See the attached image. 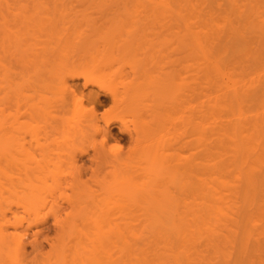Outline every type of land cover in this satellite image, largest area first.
<instances>
[{
    "label": "rangeland",
    "instance_id": "obj_1",
    "mask_svg": "<svg viewBox=\"0 0 264 264\" xmlns=\"http://www.w3.org/2000/svg\"><path fill=\"white\" fill-rule=\"evenodd\" d=\"M194 1L196 5L203 4L209 7L200 12L183 9L186 25L189 24L190 31L203 30L202 38L200 34L196 36L203 41L207 56L206 60L202 59L205 72L201 103L204 111L202 125L206 129L205 138L207 139L204 159L209 168L203 172V175L213 181L217 189L226 191L231 197L229 196V199L225 200L226 204L224 201L222 205V208L224 206V209L226 208L223 220L214 215L218 219V225L223 223L221 226L215 225L217 226L215 228L212 226L217 219L213 217L216 219L214 221L210 214L206 218H210L212 224L209 225L207 221L206 225L212 227V231L209 233L210 228L207 229L208 232L206 231L208 227L203 228L206 221L201 224L200 232L205 234L201 236L207 237L210 234V237H200L199 230L197 234L198 227H194L196 236L193 235L192 227V231L190 230L192 236H189L190 231H188L190 239H187L192 238L193 242H187L195 248H190L191 245L184 247L189 251L182 246H180L181 249L176 248L180 251L179 256L182 257L181 264H264V0ZM156 3L186 4L184 0H0V124L10 127L11 136L22 138L21 142L25 143L29 158L39 162L44 160L42 151V145L45 143L44 118L51 105L59 98V90L52 88L60 82L62 74H58L59 58H54L53 54L60 53L62 49L67 50L70 44L67 42L78 37L107 41L118 37L142 39L149 35L147 38L158 40L164 36L158 29L160 24L161 27L165 24L160 17L162 14L159 20L155 21L154 17L143 13L145 7H142ZM173 10L181 23L182 11L178 8ZM209 13L217 18L214 22L204 21ZM167 38H169L168 35ZM98 44L93 43L91 51L94 54L93 57L103 55L102 52L107 47V54L111 53L110 58H114L115 62L109 74L89 70L94 77L107 86H115L113 88L121 92L133 84L147 83L149 76L145 71L134 75L131 70L132 61L136 58L135 54L140 53L139 47H137L139 49L132 48L134 54L126 51L120 57L119 53L114 52L115 47L106 46L102 41ZM161 48L159 46L153 50L157 49L160 55ZM187 65L183 64L171 71L170 81L175 86L174 90L187 77ZM157 70L161 69L158 67ZM157 75L154 73L152 76ZM137 80L140 81L136 82ZM75 83L82 84V88L84 80L78 79ZM93 88L99 90L97 87ZM93 88L89 87L88 90ZM82 90L85 94L88 92L84 87ZM149 95L154 99L151 93ZM102 101L108 103L109 99L103 97ZM154 102L152 100L150 103L154 104ZM127 103L128 101L116 108H113L111 104L105 105L97 113L99 119L122 115L133 121L132 113L127 110ZM71 105L74 115L77 105ZM197 105H199L198 101L193 99L188 100L181 107L176 104L153 138L169 140L184 132L180 131V128L188 131L190 125L179 127L181 117L187 118ZM4 108L6 110L1 112ZM85 108L92 109L87 104ZM64 116L65 114H61V118ZM19 120L24 123L23 126H19ZM213 127L218 129L212 132L210 130ZM113 133L119 135L118 129H113ZM65 137L66 133L59 128L54 135L56 146H62ZM120 137L124 140L118 142L122 146L121 152L127 154L130 150L129 138ZM89 138L93 139L92 136ZM112 143L115 141L107 145ZM192 153L193 151L187 146L183 151L170 152L171 161L178 162L181 159L190 158ZM83 161L86 162L85 167L90 169H88L90 174L83 175V181L87 182L91 189H101V191H93L102 194V198L120 199V195L109 192L105 188L102 189L101 185H98L109 172L114 170L113 167L101 165L96 173L99 177L96 178L92 169H96L97 165L92 167L88 158H84ZM28 164L29 167H33L29 159ZM41 165V179L48 184L42 195L49 202L46 210L48 216L41 226L46 259L52 252V246L59 244L61 224L71 222L74 217L72 215H75L70 205L79 191L73 186L71 171L66 168L61 169L59 166L56 168L43 163ZM122 168V170L121 167L119 168L122 173L120 175L127 177L129 175L127 167ZM246 182L247 184H244ZM163 184L167 192L176 191L171 189L172 184L167 186L169 190L165 187L166 181ZM111 200L107 199V203ZM141 202H137L139 205L135 202L132 204L119 202L120 205L115 210H110V215L123 214V222L127 228H136L131 229L136 231L140 229L139 224L143 218L147 217L146 215L163 211L158 207L154 212L148 209V205L140 204ZM207 203L218 205L219 200ZM168 210L174 211V209ZM57 212L61 215L58 219L54 216ZM17 213L24 216L22 208H19ZM230 228L233 230L231 229L232 232L229 233ZM32 230H36L34 225ZM32 230L28 237L29 243L33 241ZM213 230L221 232V234L217 232L219 236L216 234V239L213 237ZM150 235L149 238L153 241L156 236L160 237L158 234L154 235L155 237ZM172 235L169 236L172 237ZM147 236L145 235V238ZM173 238H171L172 241L175 240L178 246L183 243L178 236ZM148 239L146 242L150 243ZM156 240L157 243L160 238ZM202 240L206 244L212 240V244L204 246L205 243L200 242ZM148 243L145 246L140 244L141 248L156 245L155 241L152 245ZM198 243L203 247L196 249ZM186 244L183 243V246ZM29 249L31 251V246ZM187 251L194 254V258L198 254V259H192L189 263L186 260L188 259Z\"/></svg>",
    "mask_w": 264,
    "mask_h": 264
},
{
    "label": "bare ground",
    "instance_id": "obj_2",
    "mask_svg": "<svg viewBox=\"0 0 264 264\" xmlns=\"http://www.w3.org/2000/svg\"><path fill=\"white\" fill-rule=\"evenodd\" d=\"M184 1L185 5L156 3L147 7L142 6L145 7L143 13L154 17L155 21L159 20L162 14L160 17L165 24L162 27L160 24L158 29L164 36L158 40L147 38L149 35L142 39L132 40L118 37L107 41L78 37L67 42L70 43L67 50L62 49L60 53L53 54L54 58H59L58 74L62 75L60 82L52 88L59 90V98L51 105V108L49 107L51 110L47 111L44 118L45 143L42 145L44 157L42 162L29 158L26 145L21 142L22 138L11 136L10 127L3 123L0 124V264H127L130 262L134 264H175L176 262L181 264L182 257L179 256L180 251L177 250L182 246L183 249L189 251L184 247L191 245L188 242H191L192 238L191 240L187 238L189 234L190 237L192 236V230H196L194 227H198V234L203 222L206 221L203 228L212 224L210 223L212 220L206 218L209 214L213 220L216 217L223 220L226 208L224 209L225 206L222 208V205L230 195L226 191L222 192L217 189L214 182L203 175V172L209 168L204 159L207 139L205 138L206 129L202 125L204 111L201 103L203 73L205 72L202 59L207 58L201 40L203 30L190 31L183 14V9L200 12L209 7L203 4L196 5L194 0ZM175 8L182 11L183 21L181 23L175 15L177 14L173 10ZM216 19L215 15L209 13L204 21L211 23ZM196 34H200L201 38ZM100 41L106 46L115 47L114 52L119 53L120 57L126 51L134 54L133 49L140 48V53L135 54L136 58L132 61L131 70L134 75L145 71L149 76L147 83L133 84L121 92L113 88L115 86H107L103 81L94 77L89 70L109 74L114 68L115 59L110 58L111 53L107 54V47L104 48L103 55L93 57L94 54L91 53L93 43L98 44ZM159 46L162 47L160 55L157 49L153 50ZM183 64H188V75L174 90L175 86L170 81L171 71ZM152 65L155 66L151 67ZM158 67L161 70H157ZM154 73L158 75L152 76ZM78 79L84 80L82 88L88 90L89 87H97L99 90L93 88L85 94L84 90L81 91L82 84L75 83ZM150 93L154 99L150 98ZM55 94L57 96V92ZM103 97L109 99V102H103ZM192 99L197 100L199 105L187 118L181 117L179 123V127L190 125V129L187 131L180 128V131L184 132L169 140L161 138L155 140L153 136L159 131L163 120L168 118L175 105L184 106L188 100ZM152 100L155 101L154 104L150 103ZM127 101V110L132 113L133 121L122 115L104 120L99 119L97 113L100 108L108 104L116 108ZM71 104L77 105L74 115L71 111ZM85 104L91 106L92 109H86ZM5 110L6 108L1 112ZM61 114L65 116L61 118ZM18 124L19 126L24 125L20 120ZM59 128L66 133L64 144L60 147L56 146L54 139ZM113 129H118L120 136H127L130 143L129 152L127 154L121 152L118 158H113L105 150L109 142L123 140L122 137L113 133ZM215 129L213 127L210 131L214 132L218 128ZM90 136L93 137L92 140ZM55 146L56 148L53 149ZM186 146L193 151L191 157L178 162L171 161L170 152L183 151ZM84 158L89 159L92 167L97 165L96 169H92L96 178L99 177L96 173L101 165L113 167L114 170L109 172L98 185H101L102 189L105 188L109 192L120 195L123 199L121 197L120 199L102 198V194L95 192L101 189H91L87 182L83 181V175L90 174L89 168L85 167ZM28 159L32 163V168L29 167ZM41 163L71 171L73 186L79 191L71 200L70 205L75 215H72L74 217L71 222L61 224L59 244L52 246V252L46 259L42 245L41 226L47 219L46 210L49 202L42 195L48 184L41 179ZM120 167L121 170L122 167L124 169L127 167L129 174L127 177L120 175L122 174ZM248 179L251 181L250 178ZM165 181V187L168 190L167 186L172 184L170 188L176 191L164 190L163 182ZM128 185H130L129 188H125ZM107 199L112 200L107 203ZM212 200H219V204L207 203ZM119 202L128 204L141 202L140 204L148 205V209L154 212L158 207L163 211L146 215L147 217L143 218L139 224L140 229L133 231L131 229L136 228H127L124 224L123 214L110 215V210H115L120 205ZM19 208L23 209L24 216L17 213ZM168 209H174V211L171 212ZM54 216L58 219L61 215L57 212ZM218 219L214 220V223H217ZM214 223L212 226L215 228L218 223ZM222 224L219 223L218 227ZM32 225L36 230H32ZM211 228H206V231L209 229L210 233ZM231 229L233 230L230 228L229 233L232 232ZM31 230L33 241L29 243L28 237H30ZM214 230L213 237L216 239L219 231L214 232ZM188 231H190L189 234ZM202 233L198 235L202 237ZM149 234L151 237L157 234L160 237L156 236L154 243L150 240ZM175 234L184 244L187 243L186 246H183L181 241L179 246L175 240L172 241V237H177ZM145 235L148 236L145 238ZM193 235L196 236L195 231ZM156 238H160L161 242L158 240L156 243ZM147 239L151 245L152 243L156 245L141 248L140 244L145 246L148 243ZM202 241H200L201 244L205 243L204 240ZM199 243L196 244L198 246L196 249L202 246H199ZM209 243L212 244V240L204 246ZM29 246L32 248L31 251ZM192 247L195 248L191 245L190 248ZM187 257L186 260L189 263L192 259H196L191 252Z\"/></svg>",
    "mask_w": 264,
    "mask_h": 264
},
{
    "label": "clouds",
    "instance_id": "obj_3",
    "mask_svg": "<svg viewBox=\"0 0 264 264\" xmlns=\"http://www.w3.org/2000/svg\"><path fill=\"white\" fill-rule=\"evenodd\" d=\"M102 143V142H101ZM105 150L111 155L113 158H118L122 151V146L118 143H112L106 146Z\"/></svg>",
    "mask_w": 264,
    "mask_h": 264
}]
</instances>
